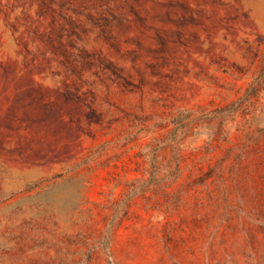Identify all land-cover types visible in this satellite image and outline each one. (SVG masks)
Segmentation results:
<instances>
[{"label":"rangeland","instance_id":"rangeland-1","mask_svg":"<svg viewBox=\"0 0 264 264\" xmlns=\"http://www.w3.org/2000/svg\"><path fill=\"white\" fill-rule=\"evenodd\" d=\"M0 264H264V0H0Z\"/></svg>","mask_w":264,"mask_h":264}]
</instances>
